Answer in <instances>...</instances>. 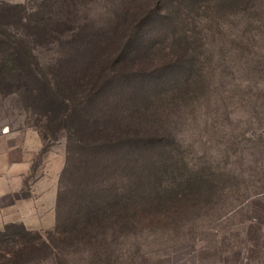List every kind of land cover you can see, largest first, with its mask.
Masks as SVG:
<instances>
[{
    "label": "rangeland",
    "instance_id": "obj_1",
    "mask_svg": "<svg viewBox=\"0 0 264 264\" xmlns=\"http://www.w3.org/2000/svg\"><path fill=\"white\" fill-rule=\"evenodd\" d=\"M128 1L79 7L80 16L88 15L94 26L91 37L110 32ZM170 1L171 16L157 25L155 57L163 63L176 43L185 42L191 59L165 80L161 93L148 72L132 84L145 85L153 103L154 144L126 139L119 149L108 146L88 164L76 151L64 176L69 147L65 132L43 139L30 105L17 94L0 97V151L22 146L11 157L30 159L21 196L36 198L38 211L30 218L28 204L22 205L29 232L46 237L54 231L62 192L63 222L76 215L78 203L84 210L97 205L105 212L113 204L131 210L126 212L131 222L106 220L92 230L91 239L86 236L73 246L55 243L39 259L32 255L22 264H264V0ZM29 3L36 10L42 0ZM13 5L0 4V14ZM8 21L0 17V23ZM31 49L50 78L52 64L64 51L33 43ZM190 71L193 83L184 89ZM3 129L15 138L1 139ZM3 171L0 160V175ZM5 178L9 187L13 181L19 187L18 177L9 171ZM199 187L197 201L172 210L176 200L185 199L183 194ZM2 256L0 252V264H13V257Z\"/></svg>",
    "mask_w": 264,
    "mask_h": 264
},
{
    "label": "trees",
    "instance_id": "obj_2",
    "mask_svg": "<svg viewBox=\"0 0 264 264\" xmlns=\"http://www.w3.org/2000/svg\"><path fill=\"white\" fill-rule=\"evenodd\" d=\"M98 1L107 0H42L39 9L34 10L27 0L1 9L0 14L9 19L0 23V97L17 94L30 105L38 117L34 127L43 139L65 132L69 147L64 176L76 151L88 164L97 161L108 146L119 149L126 139L136 145L157 142L158 134L150 124L153 103L148 100L145 85L133 86V82L148 72L155 91L161 93L165 80L191 59L185 42L176 43L175 51L163 58V63L155 57L157 25L171 16L172 1L130 0L123 5L120 22L110 32L92 38L94 26L88 15L80 16L79 7ZM32 43L40 47L56 45L64 51V57L52 64L55 72L50 78L41 72ZM192 77L191 71L187 72L184 89L193 83ZM178 91L183 92L182 88ZM200 191L199 187L183 194L185 199L176 200L172 207L177 208L172 210L176 212L189 201H197ZM63 196L62 192L58 197L56 227L46 237L33 235L21 224L7 225L0 232L2 259L10 256L14 259L10 262L22 264L32 255L39 259L55 243L73 246L83 243L86 236L91 239L92 230L106 220L131 222L126 214L130 206L123 209L113 204L101 212L103 207L84 210L81 203L75 205L76 215L63 222Z\"/></svg>",
    "mask_w": 264,
    "mask_h": 264
},
{
    "label": "crops",
    "instance_id": "obj_3",
    "mask_svg": "<svg viewBox=\"0 0 264 264\" xmlns=\"http://www.w3.org/2000/svg\"><path fill=\"white\" fill-rule=\"evenodd\" d=\"M5 1H8L13 4H22L23 0H0V4L4 3ZM36 142L40 138L38 133L34 132ZM14 137L11 135V132L9 129H3L1 132V139L5 138H11ZM15 138V137H14ZM38 143V142H37ZM22 150V146H16L12 145L7 150L0 151V160L4 164V173L0 175V232L10 224H21L30 226L31 224L28 223L26 220V217L24 216L22 212V205L24 202L28 204V210H30V215L35 213V217L37 216L38 211V204L36 201V198L32 197L30 195L29 197H22L21 196V190H22V177L23 174L30 171V159H15L11 157V152ZM26 151V150H25ZM7 165V166H5ZM9 171V173H12L13 177H18L19 179V187H16L15 181L11 182L12 184L8 185V182L5 178V175ZM33 191L30 188V193ZM54 198L51 199V209L53 210L54 207ZM30 218H33V215L30 216ZM25 226V227H26ZM27 228V227H26ZM29 229V228H28Z\"/></svg>",
    "mask_w": 264,
    "mask_h": 264
}]
</instances>
